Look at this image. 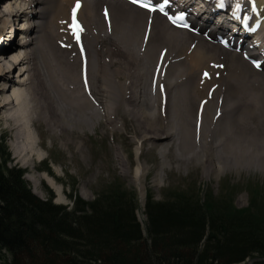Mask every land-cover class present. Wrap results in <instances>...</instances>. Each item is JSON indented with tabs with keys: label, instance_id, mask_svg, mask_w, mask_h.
I'll use <instances>...</instances> for the list:
<instances>
[{
	"label": "bare ground",
	"instance_id": "obj_1",
	"mask_svg": "<svg viewBox=\"0 0 264 264\" xmlns=\"http://www.w3.org/2000/svg\"><path fill=\"white\" fill-rule=\"evenodd\" d=\"M183 1L190 2L191 6L194 4L192 0ZM73 3L74 0L0 2L3 11H0V41L8 34L9 28L18 26V23L28 25L27 28H19V34L25 35L24 41L4 44L13 49L12 53L6 56V50H0V120L16 129L21 126L17 118L8 112L10 106H18V111L20 110L25 95V91L20 88L25 86L34 98L37 121H42L53 137L60 138L63 134L66 138L69 136L67 141L76 146L78 155L82 149L79 148L80 143H74L73 139L79 137L77 130L80 131L79 126L85 124L89 130L103 126L104 133L113 139L114 136L123 135L129 145L138 139L143 147V152L138 158L159 151L162 158H168L172 162L174 160L178 167L186 168L193 162L202 164L201 167L207 175L221 172L225 162V165L234 162L238 165V170L244 161L264 166V142L260 146L256 145L259 137L264 139V76L249 69L241 58L242 54L225 51L206 42L202 37L175 31L167 26L164 28L158 22L157 16L153 21L148 20L143 12L125 3L83 1L78 21L82 34L87 38L84 43L90 95L85 96L80 82L76 81V78H79V70L77 73L73 72L74 54L78 63L79 59L70 41L71 34L67 25L62 23L63 20H68L69 8ZM101 5H106L109 9L108 26L102 17ZM262 6L264 8V0H257L260 13ZM31 18L32 21L29 22ZM210 22L206 21V29L209 28ZM147 27H150V30L145 37ZM162 27L163 31L160 33ZM198 27L201 33H205V26ZM217 28L219 33H224V26ZM262 30L264 31V23ZM47 34H50L54 41L59 40L58 45L63 42L68 47L67 50L56 47L63 71H60L56 64L49 67L43 65L44 62L46 66V62L53 58L46 44ZM207 36L212 38L214 33L208 32ZM163 40H169L174 45L158 68L156 53L162 52ZM104 42L109 44V48L105 46L109 51L102 50L99 57L111 55L112 58L110 64L100 67V63L95 60L98 55L94 45ZM142 46H145V53L144 59L141 60L136 53H139ZM7 57L12 62L10 67L4 65ZM166 61H171V64L166 76L165 90L152 95V73L155 64L159 70L157 80H160V72L164 69ZM110 65H115L117 70L109 67ZM11 67L14 70L19 67L18 82H12L11 96L7 98L5 83L10 82L8 74H11ZM55 71L60 74L63 72L66 88L57 83ZM24 74L25 80L20 81ZM216 76L220 78L215 79ZM51 83L55 84L57 90L52 89L54 87ZM14 85L20 88L15 89ZM215 86L217 88L214 90L213 99H207L209 88ZM165 98L167 100L163 106V117L160 101ZM196 98L207 101L201 112L199 130V103L193 106ZM218 112L220 115L216 118ZM228 112L239 114V124L237 121L233 124L225 119L224 115ZM258 113V121L251 119ZM113 115L115 117L112 118ZM117 121L122 127H118ZM229 127L235 131L232 141L226 135L224 138L217 137L221 130L227 131ZM188 141H192L194 145L190 147ZM227 141L231 150L226 146ZM11 145L19 155H25L28 160L26 166L33 170L32 158L39 160L42 154L36 150L34 133L27 123L19 128V136ZM123 162L124 160L117 156L116 164L127 176L129 160L127 165ZM144 172L138 166L133 178L142 192ZM42 178L56 193L59 192V187L51 178L45 175H42ZM26 179L33 183V193L40 198L41 193L37 191L36 181L27 177Z\"/></svg>",
	"mask_w": 264,
	"mask_h": 264
},
{
	"label": "trees",
	"instance_id": "obj_2",
	"mask_svg": "<svg viewBox=\"0 0 264 264\" xmlns=\"http://www.w3.org/2000/svg\"><path fill=\"white\" fill-rule=\"evenodd\" d=\"M23 174L0 136V264H264V200L255 190L244 209L211 191L162 200L148 192L142 229L137 199L122 185L92 202L74 191L67 210L49 191L48 200L36 198Z\"/></svg>",
	"mask_w": 264,
	"mask_h": 264
},
{
	"label": "rangeland",
	"instance_id": "obj_3",
	"mask_svg": "<svg viewBox=\"0 0 264 264\" xmlns=\"http://www.w3.org/2000/svg\"><path fill=\"white\" fill-rule=\"evenodd\" d=\"M0 2L12 3V0H1ZM0 11H2V7H0ZM30 21H32V18L29 22ZM27 26L28 25L25 23H18V26L16 25L12 29L9 28L8 34L0 41V50L4 48L6 50V56L12 53L13 49H9L5 45H8V43L13 44L14 42L17 43L24 41L25 35L19 34V28H27ZM83 39L84 41H87V38L84 35ZM46 44L53 58L46 62V66L43 62L44 67L56 64L58 65L60 71H63L61 61L58 59L56 54V43L54 44V39L50 34H47L46 36ZM108 45L109 44L107 42H104L95 46L96 55H98V59L101 58V60H98L97 58H95V60L96 63L97 61L100 63V67H103L104 64L107 65V63L110 64V59L112 58L111 55L110 57H107L106 55L99 57L102 55L100 54L102 50H104L103 52L106 50L109 51L107 49L109 48ZM135 48L137 49V47ZM169 52L170 50H168V53ZM4 65L10 67L12 65L11 59L7 57L6 60H4ZM109 67L117 70L115 65H110ZM10 71L11 74H8L10 82L5 83V97L7 98L11 96L12 88L10 85L12 82H18L17 73L19 71V67L15 70L11 67ZM75 71L76 69L74 66V73ZM132 72H134V70ZM50 75L52 74L50 73ZM54 75L57 83L66 88V86H64L66 85V80L64 79V81L62 77L64 75L63 72L60 74V72L55 71ZM25 77L26 75L24 74V76L20 78V81H24ZM76 81L78 82V78ZM51 84L54 87L52 89H56L55 84ZM14 87L15 89L20 88L16 85H14ZM20 89L25 91L24 101L21 108L18 111V106H10L8 114L17 118L19 121L18 124L21 125L20 127L27 123L34 133L36 150L42 154V157L39 160H36L35 157L32 158L31 163L34 167L33 170L26 166L25 163H27L28 160L25 159V155H19L17 151L12 149L11 144L17 140L20 127H18V125L17 129L16 127H9V124H7L4 120H0V135L5 137V144L11 153L14 165L24 171L25 181L30 187L32 193L34 185L31 181L27 180L26 177L36 181L37 191L41 193V197L39 198L34 193L33 194L41 200H47L48 191H50L54 196L53 203L70 208L71 201L68 198V195L69 193H72V185L75 187L76 193L81 199L86 202H90L94 199L97 193L118 183L123 185L127 191L132 192L137 198L139 211L137 212L136 217L142 228L144 227L145 221V217L143 215V205L146 196V189L151 192L153 198L156 200L164 198V196H166L170 191L191 193L193 191L200 192L202 190L203 195H205L206 192L211 191L216 199L225 195L227 196L229 194H233L234 204L239 209H244L249 206L251 203L249 194L252 190L259 193L256 200L258 204L264 200V166L262 165L252 164L251 162L246 163V161H244L243 166L240 170H238V165L234 162L227 163V165H225V162L223 165L225 166L223 167V172L219 171L217 173H210L207 175L204 172L203 167H201L202 164L199 165L196 162H193L186 168L178 167L173 159L172 162L168 158H162L159 151L144 155V150V156H142V158H138L140 157L141 152H143V147H141V142L138 139H135L133 144L129 145L127 141H125L123 135L119 137L114 136V139L111 136L106 135L102 129L103 126L96 127L94 129L90 128L92 130L87 129L85 124H81L79 126L80 131L77 130L79 136L77 137L78 140L73 139L74 143H80L79 148L82 149V152L78 155L76 153V146H72V144L67 141L69 136L66 138L63 134L60 138L53 137L47 130L45 124L42 121H37V114L34 109L35 101L34 98L30 96L31 92L28 91L25 86ZM196 101H198V99L194 100L193 106H196ZM248 112L249 110L246 114ZM238 115V113L232 114L231 112H228L224 115V117L233 124L234 121H237L239 124L240 119H237ZM113 117L115 116L113 115L112 118ZM244 118L248 119L247 117ZM253 118L258 121L259 113L251 119ZM261 125L259 126L261 127ZM69 126L71 127V125ZM118 127H122L120 122H118ZM57 131L58 130H56V132ZM224 135L232 141L235 137V131L232 127H229V130L227 131L221 130L217 137L224 138ZM261 138L263 137L258 138L256 145L260 146L264 142V139ZM188 145L191 147L194 144L192 141H188ZM226 146L228 150H231L230 143L228 141ZM117 156H120L121 159L124 160V165H127V160H129L130 166L128 168L129 174L127 176L123 174L124 172L121 167L116 164ZM254 162H256V160ZM231 164H233V166ZM45 165H48L50 168L51 175L42 171L45 168ZM138 166L145 171L143 182H141L143 184V192L140 186L133 179ZM97 172H99V174H97ZM140 173L142 172L140 171ZM42 175H45L53 180L54 184L60 189L58 193H56L55 190H53L46 183L44 178H42ZM256 202L253 201L255 205L257 204Z\"/></svg>",
	"mask_w": 264,
	"mask_h": 264
},
{
	"label": "snow or ice",
	"instance_id": "obj_4",
	"mask_svg": "<svg viewBox=\"0 0 264 264\" xmlns=\"http://www.w3.org/2000/svg\"><path fill=\"white\" fill-rule=\"evenodd\" d=\"M133 2L134 3H136V2H138V0H133ZM167 3V0H165V4ZM142 7H147V8H149V10L151 11V10H155V9H153V8H151L150 6H148V5H141ZM221 6H223V0H221ZM237 7H239V5H237ZM161 11H163V9L161 8ZM178 19H183V17L181 16V17H178ZM257 66H259V65H257Z\"/></svg>",
	"mask_w": 264,
	"mask_h": 264
}]
</instances>
